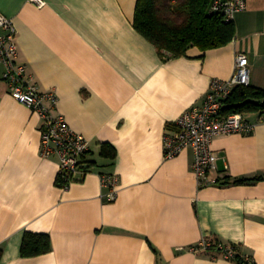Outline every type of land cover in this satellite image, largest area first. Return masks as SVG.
Listing matches in <instances>:
<instances>
[{
    "label": "crops",
    "instance_id": "1",
    "mask_svg": "<svg viewBox=\"0 0 264 264\" xmlns=\"http://www.w3.org/2000/svg\"><path fill=\"white\" fill-rule=\"evenodd\" d=\"M42 1L0 0V12L16 23L19 62L42 91H56L55 112L90 150L64 189L59 155H41V118L11 96L0 62V264H233L190 249L205 237L264 264V179L220 184L264 176V113L246 114L259 121L252 133L215 138L210 185H199L192 148L166 159L164 147L212 80L232 77L239 51L251 85L264 88V0L236 15L229 44L169 60L135 28L138 0ZM105 143L115 158L102 155ZM103 173L119 175L114 201ZM26 232L49 234L51 251L23 257Z\"/></svg>",
    "mask_w": 264,
    "mask_h": 264
},
{
    "label": "built area",
    "instance_id": "2",
    "mask_svg": "<svg viewBox=\"0 0 264 264\" xmlns=\"http://www.w3.org/2000/svg\"><path fill=\"white\" fill-rule=\"evenodd\" d=\"M40 5L42 0H37ZM248 0H213L211 10L224 15L227 21H235L236 15L246 10ZM18 29L14 19L0 12V62L3 63L4 80L11 96L37 114L42 120L41 155L50 157L58 154L60 167L58 176L63 188L68 189L77 182L85 171V158L90 150V140L74 130L62 113L55 109L59 97L54 90L44 92L29 73L25 63L18 60ZM251 84L248 55L236 54L235 70L229 79H213L204 101L186 109L177 119L172 132L164 137L165 157L171 159L188 148L194 150V172L200 187L214 183L210 174L217 170V155L213 148L216 137L234 133L250 134L259 121L250 120L246 114L224 113L225 100L235 87ZM262 119V118H261ZM104 196L114 201L118 194L119 175L102 174ZM192 251H217L233 264H257L250 255H240L234 245L205 237ZM239 255V256H238Z\"/></svg>",
    "mask_w": 264,
    "mask_h": 264
},
{
    "label": "trees",
    "instance_id": "3",
    "mask_svg": "<svg viewBox=\"0 0 264 264\" xmlns=\"http://www.w3.org/2000/svg\"><path fill=\"white\" fill-rule=\"evenodd\" d=\"M213 0H138L134 26L159 50L165 60L188 55L191 47L203 51L225 46L236 36L235 21L211 10ZM224 113H264V88L239 85L225 100ZM102 155L115 158L116 150L105 143ZM91 166L93 162H88ZM104 174V173H103ZM264 176L226 179L220 184L255 183ZM57 182L63 186L58 176ZM219 182V181H218ZM51 239L47 233L26 232L22 242L23 257H34L50 252ZM3 249L0 248V262ZM239 256V255H238Z\"/></svg>",
    "mask_w": 264,
    "mask_h": 264
}]
</instances>
